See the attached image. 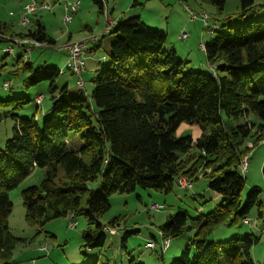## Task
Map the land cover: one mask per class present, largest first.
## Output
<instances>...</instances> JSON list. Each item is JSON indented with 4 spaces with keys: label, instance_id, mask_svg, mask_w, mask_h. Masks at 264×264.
I'll list each match as a JSON object with an SVG mask.
<instances>
[{
    "label": "trees",
    "instance_id": "obj_1",
    "mask_svg": "<svg viewBox=\"0 0 264 264\" xmlns=\"http://www.w3.org/2000/svg\"><path fill=\"white\" fill-rule=\"evenodd\" d=\"M103 1L92 0L98 13L103 12ZM199 1L213 6L223 21L203 42L210 73L189 68L175 50L165 48L166 34L151 29L139 16L117 22L108 33L114 38L109 61H98L90 93L78 88L72 94L66 83H55L63 73L56 67H33L21 55L16 57L17 67L10 73L27 74L25 87L48 81L51 107L39 123L35 115L19 118L14 112H1L16 105L14 99L0 100V122L7 116L14 120L12 136L0 149V264H10L20 240L7 224L12 209L8 191L34 168L44 169L45 177L40 185L21 191L26 220L42 226L67 214L84 215L88 226L82 247L92 249L103 247L104 228L117 224L112 220L103 227L98 222L109 210L112 194L136 188L169 193L178 178L195 177L199 166L209 169L203 177H209L207 186L221 198V205L193 218L186 212L166 216L158 227L162 237L193 231L191 247L170 264H253L250 251L258 238L246 234L215 241L213 233L221 224L244 222L258 205V187L242 204L245 178L238 167L249 149L264 141V124L247 120L264 122V16L246 19L264 4L238 0V10L225 14L227 0ZM8 35L16 37L0 20V42ZM17 37L55 43L40 20ZM182 123L198 129L194 140L191 135L174 136ZM71 132L79 134V147L68 142ZM249 140L253 145L248 147ZM97 176L98 186L88 188ZM91 225L102 232H92ZM169 246H160L161 255Z\"/></svg>",
    "mask_w": 264,
    "mask_h": 264
},
{
    "label": "rangeland",
    "instance_id": "obj_2",
    "mask_svg": "<svg viewBox=\"0 0 264 264\" xmlns=\"http://www.w3.org/2000/svg\"><path fill=\"white\" fill-rule=\"evenodd\" d=\"M73 0H0V20L8 27V32L16 36V40L21 41L17 34H25L32 29L34 22L40 20L44 25L45 32L55 40L54 45H61L66 41H79L91 34H100L105 21L101 15L99 29L95 25V19L99 17L97 8L92 0H79L77 12L73 19L64 24L63 22V5ZM134 0H106L109 10L113 7L116 14L122 12V16L132 17L131 9L138 8L143 10L146 16L147 9H143L141 4H134ZM148 1V0H147ZM149 7L154 6L160 14H168L171 9L170 17H163V27H156L166 34L167 41L165 48L177 51L181 60L188 62L189 68L210 73L209 67L205 65V54L199 48V34L201 39L206 42L211 37L208 34L207 26L199 21H190L189 16L182 6L176 1L149 0ZM191 9L195 10L192 0L184 1ZM255 4H264V0H254ZM47 4L50 10L39 9L40 5ZM34 5L36 10L34 14L28 16L27 25H21L20 20L23 17L24 10L27 6ZM204 13L208 15V25L217 24V27L223 23L222 15H216L214 7L210 4L203 3ZM238 10V0H227L224 5L223 13H234ZM264 16V7H259L253 13H248L246 19H260ZM154 23V21H151ZM232 23V20L226 21ZM92 27V32L85 29V25ZM180 24V27H178ZM156 26V25H154ZM162 26V25H161ZM226 31V29L219 28ZM181 31L188 35V39L178 41ZM67 34H71L67 39ZM15 40V39H14ZM13 39L2 40L0 42V100H13L16 107L11 110H2L3 113H12L19 118H27L35 115L40 121L48 114L51 102L48 94V81H42L35 86L25 87L24 79L27 74L23 72L10 73L16 69L15 59L21 55L22 60H28L33 67H56L61 73L56 79V84H69V92L74 94L78 87L73 78H68L65 71V56L52 48H37L32 52L25 53L14 44ZM94 52H87L84 56L85 73L83 75L84 90L90 93L93 87V78L96 76L100 65H105L109 61L110 45L114 42L112 35H104ZM90 47L93 43L89 44ZM11 47L12 52L7 54L4 48ZM4 82L9 84L6 89L3 87ZM41 95L42 100L39 105L35 103V98ZM21 97L29 98L30 101L25 104H17ZM253 119V120H252ZM254 124H264L254 118H247ZM14 120L7 116L0 122V149H3L6 140L12 136V127ZM198 129L194 126L182 123L174 132L176 138L191 135L194 138ZM264 139V131L262 132ZM68 142L79 147L82 141L79 134L69 133ZM247 146H252L251 140L247 141ZM245 164V170L242 172L241 165L238 171L245 178V184L241 193L242 204L245 202L246 194L254 187H258V205L254 206L248 219L244 222L233 225H219L213 233V240H228L232 237L243 238L246 234H251L258 238L257 243L250 251L253 264H263L264 256V176L262 166L264 164V141L254 144L249 149L246 156L241 160ZM209 172V169H202L199 166L195 172V177L188 180L191 182L190 189H182L176 183L169 193L156 192L151 189L136 188L131 193L118 194L114 193L109 197L110 208L98 220L101 226L108 225L109 221L116 220L111 229L115 234L107 231L102 232V228H96L91 225L90 229L95 233H104L106 236L105 244L101 248L84 249L82 247V234L88 226L87 219L84 215H76L72 218L75 223L69 227V218L71 214L57 217L49 220L44 225L30 224L25 218V209L22 204L21 191L30 186L40 185L45 177L44 169L34 168L18 185L8 191V198L12 203V209L7 217V224L10 232L20 240L16 243L11 252L10 264H170L178 258L180 253L190 246V240L193 231H185L181 235L169 238L170 246L161 255L158 227L165 221L166 216L175 213L186 212L189 217L206 214L214 211L221 205V198L209 190L207 184L209 177H203V173ZM62 172L59 170L58 176ZM57 180V179H56ZM99 176L93 182L88 183V188L92 189L98 186ZM161 206V209L154 210L151 205ZM259 211V213H258ZM149 241H155V249L146 248Z\"/></svg>",
    "mask_w": 264,
    "mask_h": 264
},
{
    "label": "built area",
    "instance_id": "obj_3",
    "mask_svg": "<svg viewBox=\"0 0 264 264\" xmlns=\"http://www.w3.org/2000/svg\"><path fill=\"white\" fill-rule=\"evenodd\" d=\"M167 1V0H162ZM179 4L182 6V8L187 12L189 16L190 21H199L203 24V26H206L208 23V15L202 11H194L191 9L183 0H179ZM79 5V0H73L71 2H66L63 5V22L64 24L70 22L73 19L74 14L77 12V8ZM39 9L42 10H50L49 5L42 4L40 5ZM36 10V6L30 5L27 6L24 10L23 17L20 20L21 25H27L29 22L28 16L31 14H34ZM103 18L105 21V25L101 31L100 34H91L90 36L83 38L79 41H66L62 43L61 45H48L46 42H40L37 39L32 38H26V39H20L21 41L14 40V44L18 45L23 50V52L28 53L32 52L34 49L37 48H52L59 52H62L65 56V71H67L72 78L74 79V82L78 88L84 89V80H83V73L85 72V64H84V56L88 52L90 48V43H95L99 39H101L102 36L106 35L110 32V30L115 26L116 22L111 21V19L108 17L106 11H103ZM187 37V34L185 32L180 33L179 38L185 39ZM9 40V39H7ZM18 43V44H17ZM200 48L203 50L204 45L203 43L199 44ZM4 51L9 54L12 52L11 47L4 48ZM212 69V68H210ZM213 70V69H212ZM8 86L7 82H4L3 87L6 88ZM42 99V96L36 97V103H40ZM241 170L244 172L245 170V164L241 163ZM177 185L182 189H190L191 188V182L190 180L186 179L185 177H180L177 180ZM152 209L159 210L161 209V206H157L155 204L151 205ZM73 216L71 215L69 218V227L74 226V222L72 221ZM104 231H107L110 234H114L115 232L110 229L109 227H105ZM159 235L161 237V243L160 246L162 249H165L169 246V239L167 237H162V234L159 232ZM146 248L153 249L154 243L152 241H149L145 245Z\"/></svg>",
    "mask_w": 264,
    "mask_h": 264
},
{
    "label": "crops",
    "instance_id": "obj_4",
    "mask_svg": "<svg viewBox=\"0 0 264 264\" xmlns=\"http://www.w3.org/2000/svg\"><path fill=\"white\" fill-rule=\"evenodd\" d=\"M168 1H171V2H174V1H176V3H178L179 4V0H167L166 2H168ZM183 1H185V0H183ZM192 2H193V4L196 6L195 7V10L194 11H196V12H198V11H202V12H204V10H203V8H202V2H200L199 0H192ZM133 3L136 5V4H141L142 5V7H143V9H147V13H146V16L143 14V10H141V9H138V8H134V9H131L130 11H131V13H133V16H139L140 17V19L143 21V22H145L150 28H153V29H160V28H156V27H163V25H164V23H167L166 21L163 23V17L164 18H166V17H170L171 16V14H172V10L170 9L169 11H168V14H160V11L158 10V9H154L155 7L154 6H148L149 5V3H150V1L148 0H134L133 1ZM103 6H104V9H103V11H106V13H107V15H108V17L111 19V21H114V22H119V21H122V20H125L126 19V16H122V12H120V14H116L115 13V9L112 7L111 8V10H109V8H108V5H107V2H106V0H104L103 1ZM185 11V10H184ZM186 12V11H185ZM122 13V14H121ZM187 13V12H186ZM100 15H99V17L98 18H96L95 19V25L97 26V29H99L100 28V26H101V24H102V22L100 23V19H101V15L103 14V12L102 13H99ZM188 15V14H187ZM151 21H154V23H156V24H153V22H151ZM105 25V24H104ZM154 25H156V26H154ZM162 25V26H161ZM207 26V28H208V34L210 35L209 37H211L212 36V34H214L213 32H214V30L217 28V24H215V23H212V25L210 26V25H206ZM178 27H180V24H179V26ZM85 29L86 30H88L89 32H92L93 30H92V27L91 26H89V24H86L85 25ZM183 31H181V33H182ZM8 34H11V33H9L8 32ZM69 35H71V34H67V39L66 40H69L70 39V36ZM107 35H108V33H107ZM103 37V36H102ZM5 38L6 39H9V41H11L12 39L14 40V39H16V37H13V38H10L9 37V35L8 36H5ZM186 39H188V35H187V37L185 38V40ZM180 40H183V39H180L179 38V36H178V41H180ZM204 41L201 39V33L199 34V42H198V46H199V44L200 43H203ZM98 44V46L99 45H102V42L100 41V39L98 40V41H96L95 43H93V46H91L90 48H89V50H88V52H94L95 51V49L97 48V46H95V45H97ZM169 48V47H168ZM199 48H200V46H199ZM201 49V48H200ZM176 53H177V51H176ZM177 55H178V53H177ZM205 57V56H204ZM65 58V57H64ZM205 60V59H204ZM205 65L207 66V67H209L208 65H207V63H206V60H205ZM85 73V72H84ZM84 73H83V75H84ZM67 75H68V78H72V76L67 72ZM68 82L70 81V80H67ZM65 82L66 84H67V86H68V88H69V84H68V82Z\"/></svg>",
    "mask_w": 264,
    "mask_h": 264
}]
</instances>
